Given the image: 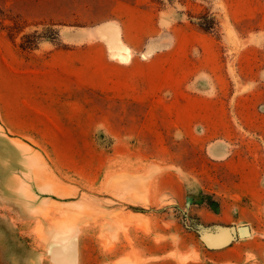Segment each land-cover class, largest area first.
<instances>
[{"label":"rangeland","instance_id":"rangeland-1","mask_svg":"<svg viewBox=\"0 0 264 264\" xmlns=\"http://www.w3.org/2000/svg\"><path fill=\"white\" fill-rule=\"evenodd\" d=\"M58 247L264 264V0H0V264Z\"/></svg>","mask_w":264,"mask_h":264},{"label":"crops","instance_id":"crops-1","mask_svg":"<svg viewBox=\"0 0 264 264\" xmlns=\"http://www.w3.org/2000/svg\"><path fill=\"white\" fill-rule=\"evenodd\" d=\"M101 35L103 36V38L106 40V42L108 43L109 47L113 50V52L117 55V56H122V52H123V48L118 44L117 40H116V35H117V31H116V27L114 25H105L99 28ZM115 44H118L120 47L119 49H115L116 47L114 46ZM250 230V234H251V228L249 227Z\"/></svg>","mask_w":264,"mask_h":264},{"label":"bare ground","instance_id":"bare-ground-1","mask_svg":"<svg viewBox=\"0 0 264 264\" xmlns=\"http://www.w3.org/2000/svg\"><path fill=\"white\" fill-rule=\"evenodd\" d=\"M207 239L211 240L212 238L210 239V236H209ZM55 256H56L57 260L61 264H71L72 263V258H73V250H72V248L71 249H66V248H63V247H58L55 250Z\"/></svg>","mask_w":264,"mask_h":264},{"label":"water","instance_id":"water-1","mask_svg":"<svg viewBox=\"0 0 264 264\" xmlns=\"http://www.w3.org/2000/svg\"><path fill=\"white\" fill-rule=\"evenodd\" d=\"M234 235H237L239 238L248 237L250 235L249 226L246 224L237 226Z\"/></svg>","mask_w":264,"mask_h":264}]
</instances>
